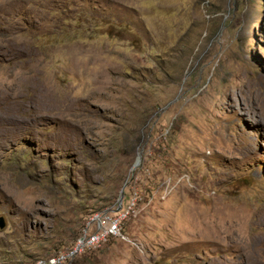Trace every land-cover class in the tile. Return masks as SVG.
<instances>
[{"label": "rangeland", "instance_id": "rangeland-1", "mask_svg": "<svg viewBox=\"0 0 264 264\" xmlns=\"http://www.w3.org/2000/svg\"><path fill=\"white\" fill-rule=\"evenodd\" d=\"M2 114L0 264H264V0H0Z\"/></svg>", "mask_w": 264, "mask_h": 264}, {"label": "built area", "instance_id": "built-area-1", "mask_svg": "<svg viewBox=\"0 0 264 264\" xmlns=\"http://www.w3.org/2000/svg\"><path fill=\"white\" fill-rule=\"evenodd\" d=\"M117 203L118 206L115 209L94 214L89 219L85 232L79 236L72 247L52 256L39 258L30 264H69L79 253L100 245L110 237L121 236L123 225L132 214L134 202L122 201L121 204L118 201Z\"/></svg>", "mask_w": 264, "mask_h": 264}, {"label": "bare ground", "instance_id": "bare-ground-1", "mask_svg": "<svg viewBox=\"0 0 264 264\" xmlns=\"http://www.w3.org/2000/svg\"><path fill=\"white\" fill-rule=\"evenodd\" d=\"M40 110V109H39ZM16 119H13V118H10L8 115H6V114H2V115H0V126H2V125H4V126H6V124H8V123H11V122H13V121H15ZM18 121H19V119H18ZM21 123V122H20ZM21 125V124H20ZM19 127V126H18ZM20 128V127H19ZM17 129V128H16ZM15 129V130H16ZM1 130V129H0ZM2 130H4V129H2ZM1 133V132H0Z\"/></svg>", "mask_w": 264, "mask_h": 264}, {"label": "water", "instance_id": "water-1", "mask_svg": "<svg viewBox=\"0 0 264 264\" xmlns=\"http://www.w3.org/2000/svg\"><path fill=\"white\" fill-rule=\"evenodd\" d=\"M122 198H123V196H122ZM122 198H121V201H120L121 204H122ZM4 226H5L4 219L0 218V227L3 228Z\"/></svg>", "mask_w": 264, "mask_h": 264}]
</instances>
